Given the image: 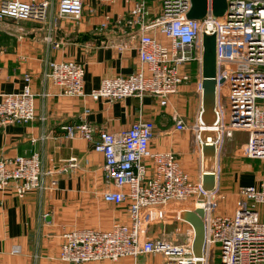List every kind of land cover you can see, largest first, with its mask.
I'll use <instances>...</instances> for the list:
<instances>
[{
    "label": "built area",
    "instance_id": "obj_1",
    "mask_svg": "<svg viewBox=\"0 0 264 264\" xmlns=\"http://www.w3.org/2000/svg\"><path fill=\"white\" fill-rule=\"evenodd\" d=\"M98 2H121L128 7L126 14L114 24L118 29H130L131 36L136 38L140 69L126 77L102 79L99 87L88 93L91 100L114 102L150 96L164 106L169 95L176 94L180 85L189 82V75L182 68L190 64L197 66L200 97L202 35L214 34L216 119L211 129L217 134L215 145L219 148L224 139L242 133L245 141L241 157L264 161V0H226L221 17L212 15V0H207L204 17L194 20L186 18L190 0ZM57 4L58 17L79 20L82 0H59ZM48 7V3L37 0H0V22L6 19L41 22ZM113 20L104 14L96 32L106 31ZM158 36H163L166 44ZM47 69L48 77L60 87L63 96L83 95L82 66L73 61L50 62ZM24 80L20 92L0 97V129L34 120L35 95L27 85L28 76ZM200 106L201 102L195 123L189 127L184 125L181 116L172 115L174 129L191 131L198 144L202 128ZM153 129L151 121L139 119L127 130L116 133L96 130L84 121L61 127L66 138L86 141L95 153L102 155L103 181L113 188L102 194L103 200L117 206L126 204L130 221L102 232L71 229L62 235L58 260L83 264L157 254L164 260L163 264H195L191 252L192 231L186 233L182 244L173 238H145L148 226L167 221L165 210L172 205L176 214L203 210L202 264H211L210 257L216 248L219 264H264V220H259L257 209L264 206V177L254 186L237 190L231 215H214L224 195L215 186L210 192L202 191L204 198L198 200L201 178L197 183L191 182L172 152L150 150ZM66 165L62 172L76 167V160L70 158ZM149 167L152 175L148 179ZM45 174L37 153L2 158L0 192L10 190L20 199L39 188ZM13 253H18V249Z\"/></svg>",
    "mask_w": 264,
    "mask_h": 264
},
{
    "label": "crops",
    "instance_id": "obj_2",
    "mask_svg": "<svg viewBox=\"0 0 264 264\" xmlns=\"http://www.w3.org/2000/svg\"><path fill=\"white\" fill-rule=\"evenodd\" d=\"M37 1L49 4L43 21L0 22V97L20 92L25 76L35 95L32 122L0 129V159L37 153L46 172L40 187L20 199L10 190L0 192V264H69L58 260L63 234L71 229L102 232L115 224H129L126 204L117 206L103 200L102 194L113 188L103 181L102 155L95 153L86 141L66 138L61 127L67 123L84 121L96 130L116 133L127 130L138 119L151 121L154 135L149 141L150 150L172 152L191 182L197 183L201 176V146L191 131L175 130L172 119L176 113L186 127L195 123L201 102L197 66L182 68L188 73L189 82L180 85L176 94L169 95L164 106L150 96L114 102L91 100L88 93L97 89L102 79L126 77L140 69L136 38L131 36L130 29H118L114 24L128 7L121 2L102 4L98 0H82V14L74 21L58 17L59 0ZM104 14L114 20L106 31L98 33L96 28ZM158 39L167 42L163 36ZM65 61L84 68L80 97L63 96L60 87L48 77L50 62ZM221 148L217 150L215 178L225 198L214 215H231L237 190L254 186L264 177V161H260L263 162L260 166H252L248 161L258 160L234 158ZM70 158L76 160L77 166L62 172ZM147 171L149 179L152 167ZM165 211L167 221L148 226L147 240L176 237L166 233L173 225L183 229L184 236L192 231L187 223L178 220L172 205ZM259 220L263 221L264 216H259ZM14 249L18 253H13ZM163 261L160 255L152 254L83 264H163Z\"/></svg>",
    "mask_w": 264,
    "mask_h": 264
},
{
    "label": "water",
    "instance_id": "obj_3",
    "mask_svg": "<svg viewBox=\"0 0 264 264\" xmlns=\"http://www.w3.org/2000/svg\"><path fill=\"white\" fill-rule=\"evenodd\" d=\"M191 6L186 14L189 20L203 18L207 0H190ZM226 9V0H212V15L221 17ZM201 45L203 48L201 60V106H200V123L202 125L198 137L200 142V162H201V192L199 193L198 200L204 198L203 192H210L216 186L215 170H216V157L218 147L215 145L217 134L212 130L213 123L215 122L216 115L214 107L216 102L215 96V35H202ZM219 83H222L220 81ZM210 139V141H207ZM204 216L203 210L196 209L195 212L183 211L177 216L178 220L187 223L193 232L191 252L195 264H202L200 258L204 246L205 226L203 225L202 217Z\"/></svg>",
    "mask_w": 264,
    "mask_h": 264
},
{
    "label": "rangeland",
    "instance_id": "obj_4",
    "mask_svg": "<svg viewBox=\"0 0 264 264\" xmlns=\"http://www.w3.org/2000/svg\"><path fill=\"white\" fill-rule=\"evenodd\" d=\"M147 1L150 2V0H147ZM224 101H225V98L223 97L222 102L224 103ZM243 142H244V135L234 134V136L230 137V139H224L223 140V142L221 144L222 152L225 151V153H226V151H227V155L234 157V158L242 159L241 147H242ZM248 163L252 166H260L263 162L261 163L260 161H248ZM258 209H259L260 218H261V216L262 217L264 216V206L259 207ZM214 212H213V214H214ZM191 230H192V228H191ZM171 231H173V232H171ZM183 232H184L183 229L176 228V227H174V225L170 226V228H168V230L166 231V233L169 234V236L175 234L176 237H174L173 240L179 244L180 243L182 244V242H184L185 236H184ZM210 259H211V264H219L217 248L213 249Z\"/></svg>",
    "mask_w": 264,
    "mask_h": 264
},
{
    "label": "bare ground",
    "instance_id": "obj_5",
    "mask_svg": "<svg viewBox=\"0 0 264 264\" xmlns=\"http://www.w3.org/2000/svg\"><path fill=\"white\" fill-rule=\"evenodd\" d=\"M208 141H210V139Z\"/></svg>",
    "mask_w": 264,
    "mask_h": 264
}]
</instances>
